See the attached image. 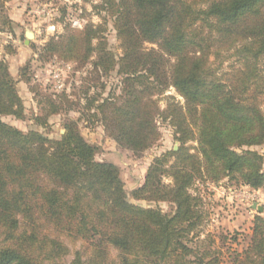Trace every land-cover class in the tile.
Here are the masks:
<instances>
[{"label": "trees", "instance_id": "1", "mask_svg": "<svg viewBox=\"0 0 264 264\" xmlns=\"http://www.w3.org/2000/svg\"><path fill=\"white\" fill-rule=\"evenodd\" d=\"M3 8L0 1V23L10 28ZM92 8L98 24L68 25L42 48L91 68L77 89L79 117L58 138L2 120L24 118V106L0 57V264H264L260 215L227 263L216 248L190 245L203 220L196 182L226 178L264 193V156L252 149L264 144V0H101ZM25 69L19 77L29 82ZM111 72L119 78L103 96L99 77ZM168 88L181 100L166 96L162 109ZM67 95L59 103L42 96L34 121L45 126L62 101L74 109ZM83 117L135 155L158 141L161 122L171 126L180 146L153 157L132 191L170 212L127 200L117 165L97 160L82 136ZM65 239L80 244L67 263Z\"/></svg>", "mask_w": 264, "mask_h": 264}, {"label": "rangeland", "instance_id": "2", "mask_svg": "<svg viewBox=\"0 0 264 264\" xmlns=\"http://www.w3.org/2000/svg\"><path fill=\"white\" fill-rule=\"evenodd\" d=\"M3 2V12L10 21V28L0 23V57L7 64L10 74L18 79L17 90L24 106V118L11 115L2 116V120L14 125L21 130L36 129L51 138H58L64 132L63 123L67 119L79 117L77 109L83 104H77L80 98L77 89L83 84L85 77H89L90 65L78 66L74 61L61 60L57 55H43L44 44L50 38H57L64 32L66 26L82 28L86 23L98 24L99 16L92 8L93 4H100L101 0H0ZM65 9V13H64ZM106 38L109 47L119 53L118 41L115 38L112 22L105 25ZM31 31L33 37L25 43V32ZM24 70L26 82L19 77L20 69ZM59 74V75H58ZM95 76V74H92ZM62 78V86H58L56 79ZM118 76L108 73L99 77L105 83V88L97 87V91L105 96L111 86L117 84ZM97 78H94L96 80ZM86 83V82H85ZM68 93L67 98L73 101L72 110L66 107L70 102L62 101L63 108L59 113L48 117L45 126L34 121L35 115L42 113L37 102L42 96H49L59 103L61 91ZM174 96L181 98L172 88H168L159 97L160 108H165V97ZM83 117L79 120L78 127L91 144L97 146L95 158L99 161L111 162L119 168L120 176L124 182L126 198L128 201L141 206H158L164 212H170L172 205L167 202H148L134 199L132 191L141 186L146 170L153 157L170 149L177 150L180 143L174 138L171 126L161 122L158 141L139 155L121 148L115 140L108 136L98 120L92 123ZM188 145H192L190 142ZM176 148V149H175ZM252 149L264 156V144L254 146ZM168 181L167 177L163 178ZM193 194L201 198L199 208L203 220L198 228V234L190 240L192 246H210L221 252L222 260L227 263L235 251H240L251 233L253 219L256 215L264 218V193L261 190H250L245 186H237L226 178L217 183L210 181L196 182L190 189ZM261 207V210H258ZM235 238V239H234ZM69 247V254L64 258L67 263L73 254L80 248V244L71 243L65 239ZM114 255L115 251L110 250Z\"/></svg>", "mask_w": 264, "mask_h": 264}, {"label": "water", "instance_id": "3", "mask_svg": "<svg viewBox=\"0 0 264 264\" xmlns=\"http://www.w3.org/2000/svg\"><path fill=\"white\" fill-rule=\"evenodd\" d=\"M24 36H25V43H28L29 39L33 37V33L31 31H26ZM258 210H261V207H259Z\"/></svg>", "mask_w": 264, "mask_h": 264}, {"label": "built area", "instance_id": "4", "mask_svg": "<svg viewBox=\"0 0 264 264\" xmlns=\"http://www.w3.org/2000/svg\"><path fill=\"white\" fill-rule=\"evenodd\" d=\"M56 82L58 83V86H62V78L61 77H59L58 79H56Z\"/></svg>", "mask_w": 264, "mask_h": 264}]
</instances>
